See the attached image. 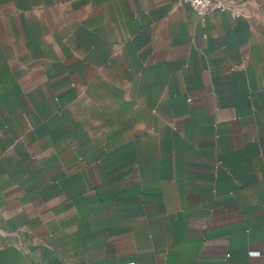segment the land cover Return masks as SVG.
I'll use <instances>...</instances> for the list:
<instances>
[{"label": "crops", "instance_id": "1", "mask_svg": "<svg viewBox=\"0 0 264 264\" xmlns=\"http://www.w3.org/2000/svg\"><path fill=\"white\" fill-rule=\"evenodd\" d=\"M0 264H264V0H0Z\"/></svg>", "mask_w": 264, "mask_h": 264}, {"label": "built area", "instance_id": "2", "mask_svg": "<svg viewBox=\"0 0 264 264\" xmlns=\"http://www.w3.org/2000/svg\"><path fill=\"white\" fill-rule=\"evenodd\" d=\"M182 4H188L201 19H206L214 10H226L229 8V0H178Z\"/></svg>", "mask_w": 264, "mask_h": 264}]
</instances>
